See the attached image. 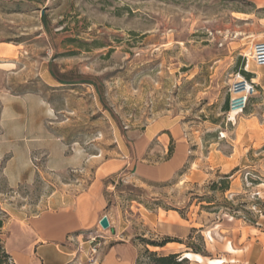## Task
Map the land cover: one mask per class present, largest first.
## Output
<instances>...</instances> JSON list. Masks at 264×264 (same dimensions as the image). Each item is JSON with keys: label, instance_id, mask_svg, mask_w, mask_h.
I'll return each instance as SVG.
<instances>
[{"label": "rangeland", "instance_id": "1", "mask_svg": "<svg viewBox=\"0 0 264 264\" xmlns=\"http://www.w3.org/2000/svg\"><path fill=\"white\" fill-rule=\"evenodd\" d=\"M258 44L264 0H0V240L11 262L40 264L35 248L54 243L40 232L59 216L53 197L99 190L114 233L98 223L84 234L103 243L98 256L264 264V144L233 150L264 100L259 81L244 113L225 111L242 72L264 79L246 58ZM153 128L171 130L166 146L147 144ZM173 155L179 168L162 179L157 165Z\"/></svg>", "mask_w": 264, "mask_h": 264}, {"label": "crops", "instance_id": "2", "mask_svg": "<svg viewBox=\"0 0 264 264\" xmlns=\"http://www.w3.org/2000/svg\"><path fill=\"white\" fill-rule=\"evenodd\" d=\"M31 2H41L43 0H29ZM250 72V71H249ZM254 75L253 81H259V86L264 92V79L260 80L255 78L256 73L250 72ZM264 108V100L262 103H259L255 110L248 115V118L244 123V131L242 132L240 139V147L234 146V151H238L239 148L243 152L250 151L254 149L256 145L261 142V145L264 144V133L260 129L264 127V114H261L258 110ZM264 112V111H263ZM262 112V113H263ZM253 127L254 129H252ZM150 131L147 129L144 133L147 144H150L154 139H160L163 145L166 146L167 141L170 139L171 130L162 129ZM146 152V150H145ZM147 153V156H152V153ZM223 158L230 159V157L225 156L223 153H220ZM129 158V157H128ZM131 159V158H130ZM180 157L178 155H173L170 160L166 161L163 164L157 165L159 175L162 179H169L172 177L177 169L179 168ZM238 167V164L232 166L230 170H226L225 174H228L231 170ZM224 171V170H222ZM234 184V181L232 182ZM88 195V194H87ZM51 208L55 210V213H58L57 220L55 225L51 228H40V232L45 239L47 237L51 238L54 243H40L37 248H35L34 253H36L37 260L40 264H132L127 259L124 260L119 257V250L115 247L109 249L101 256H97L94 260L90 259V248L91 243L88 239H84L87 233L92 232L100 233L98 230V223L104 217L100 216L101 212L106 208L107 203L103 197L102 192L97 190V192L92 193L87 199L84 196L80 197H70L67 195H59L52 198L50 202ZM101 211V212H100ZM66 213L69 218H66V222H63L60 213ZM111 227L112 220L107 216ZM44 222V221H42ZM48 233H51L48 236ZM73 235L70 237L69 243L62 245L63 250L60 249V244H62L63 237L67 235ZM92 236V235H91ZM52 248L56 253V256L49 257L46 248Z\"/></svg>", "mask_w": 264, "mask_h": 264}, {"label": "built area", "instance_id": "3", "mask_svg": "<svg viewBox=\"0 0 264 264\" xmlns=\"http://www.w3.org/2000/svg\"><path fill=\"white\" fill-rule=\"evenodd\" d=\"M246 58H252L257 65L264 66V44L256 45L250 55H246ZM241 79L242 80H240L234 88L233 94L231 96L229 104L230 113H244L247 109L250 99L258 93L256 84L252 83V81L249 82L246 78ZM90 243V259L92 261L99 255L103 247V243L95 237L92 238Z\"/></svg>", "mask_w": 264, "mask_h": 264}, {"label": "trees", "instance_id": "4", "mask_svg": "<svg viewBox=\"0 0 264 264\" xmlns=\"http://www.w3.org/2000/svg\"><path fill=\"white\" fill-rule=\"evenodd\" d=\"M243 76L247 80H252L254 78V75L250 72H242ZM229 105L227 104L225 106V111H229ZM232 175H225L224 179L227 182V186L225 187V190H229V186L231 185L230 178ZM3 227V221L0 220V229ZM167 245V242L162 244H156L152 243L151 246L154 247H164ZM188 249H192L193 253L195 254H201L199 250L194 249L190 246H187ZM138 264H189V260L187 258H184L183 255L180 254H170V255H159L156 252H149L146 250L145 255L143 256L142 260L137 261ZM0 264H13L11 262V256L7 253L4 246L1 244L0 240Z\"/></svg>", "mask_w": 264, "mask_h": 264}, {"label": "water", "instance_id": "5", "mask_svg": "<svg viewBox=\"0 0 264 264\" xmlns=\"http://www.w3.org/2000/svg\"><path fill=\"white\" fill-rule=\"evenodd\" d=\"M100 226L103 230H110L112 233H114V229L111 228L110 221L107 216H104L100 221Z\"/></svg>", "mask_w": 264, "mask_h": 264}, {"label": "bare ground", "instance_id": "6", "mask_svg": "<svg viewBox=\"0 0 264 264\" xmlns=\"http://www.w3.org/2000/svg\"><path fill=\"white\" fill-rule=\"evenodd\" d=\"M239 114V113H238ZM231 116L233 117V118H235L236 116H237V113H235V112H233V113H231ZM195 254V253H194ZM184 258H190L191 259V257L193 256V255H191V254H189V253H185L184 255ZM195 256H197L196 254H195ZM200 257H201V255H200ZM199 256H197V258L201 261V258H200ZM203 258V257H202ZM221 260V259H220ZM210 261V260H209ZM219 260H214V261H212L211 260V264H219Z\"/></svg>", "mask_w": 264, "mask_h": 264}]
</instances>
